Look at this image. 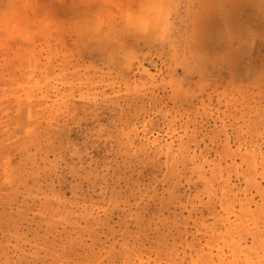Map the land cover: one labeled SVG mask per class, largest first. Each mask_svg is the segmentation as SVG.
Returning <instances> with one entry per match:
<instances>
[{
  "label": "rangeland",
  "instance_id": "374dc122",
  "mask_svg": "<svg viewBox=\"0 0 264 264\" xmlns=\"http://www.w3.org/2000/svg\"><path fill=\"white\" fill-rule=\"evenodd\" d=\"M253 9L0 0V264H264Z\"/></svg>",
  "mask_w": 264,
  "mask_h": 264
},
{
  "label": "crops",
  "instance_id": "0c3cea01",
  "mask_svg": "<svg viewBox=\"0 0 264 264\" xmlns=\"http://www.w3.org/2000/svg\"><path fill=\"white\" fill-rule=\"evenodd\" d=\"M251 2L254 7L252 11L258 12V16H264V0H251Z\"/></svg>",
  "mask_w": 264,
  "mask_h": 264
}]
</instances>
